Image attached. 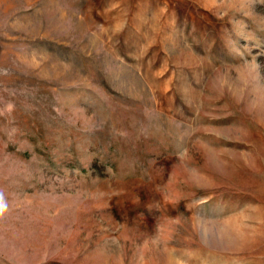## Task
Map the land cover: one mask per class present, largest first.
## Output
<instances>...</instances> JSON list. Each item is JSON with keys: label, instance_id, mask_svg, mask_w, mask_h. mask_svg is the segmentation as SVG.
I'll return each mask as SVG.
<instances>
[{"label": "rangeland", "instance_id": "374dc122", "mask_svg": "<svg viewBox=\"0 0 264 264\" xmlns=\"http://www.w3.org/2000/svg\"><path fill=\"white\" fill-rule=\"evenodd\" d=\"M0 264H264V0H0Z\"/></svg>", "mask_w": 264, "mask_h": 264}, {"label": "clouds", "instance_id": "9594fccd", "mask_svg": "<svg viewBox=\"0 0 264 264\" xmlns=\"http://www.w3.org/2000/svg\"><path fill=\"white\" fill-rule=\"evenodd\" d=\"M5 207L6 206L4 205L2 198H0V212H3L5 210Z\"/></svg>", "mask_w": 264, "mask_h": 264}]
</instances>
